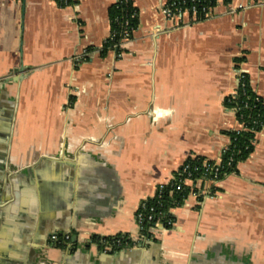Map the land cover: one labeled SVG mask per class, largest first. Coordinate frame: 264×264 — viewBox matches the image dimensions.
<instances>
[{
	"label": "crops",
	"instance_id": "0c3cea01",
	"mask_svg": "<svg viewBox=\"0 0 264 264\" xmlns=\"http://www.w3.org/2000/svg\"><path fill=\"white\" fill-rule=\"evenodd\" d=\"M116 1L0 0V264H264V128L169 228L148 240L136 220L189 157L221 159L243 126L225 104L240 71L264 100V0L180 23L170 0H133V37L102 56ZM118 234L138 246L93 239Z\"/></svg>",
	"mask_w": 264,
	"mask_h": 264
},
{
	"label": "trees",
	"instance_id": "16d2710c",
	"mask_svg": "<svg viewBox=\"0 0 264 264\" xmlns=\"http://www.w3.org/2000/svg\"><path fill=\"white\" fill-rule=\"evenodd\" d=\"M219 1L229 3L231 0H200L197 1L198 18H204L203 6H216ZM56 2L64 7L74 3V0H56ZM192 5V1L188 0L187 7ZM109 17L111 22V34L104 42L100 54L106 56L110 50H115L118 55L123 52L121 47L123 38L131 39L134 31L139 23V11L134 5L133 0H117L109 8ZM244 77L239 79L237 92L226 98L225 104L227 107L236 110V118L243 125L239 130H233L229 133L230 144L223 151L221 156V163L217 178L223 179L225 176L238 172V164L246 160L254 149L255 135L258 131L264 128V100L258 95L250 85L247 73L243 72ZM216 160L205 158L204 156L189 157L181 168L175 173L171 183L162 188V197L159 196L148 198V207L144 209L145 215L149 212L150 207L155 208L156 214L163 213V219L173 220V214L170 208L176 205H181L189 195V186L177 188V184L183 178L180 172L183 170L185 164L189 165V171L192 172L193 181L197 179H204L214 175L211 168L206 169L204 162L209 163L210 167ZM187 175V174H186ZM152 221L144 218L141 223V235L145 239H152L153 235L150 231ZM165 227L169 228L171 225L165 223ZM115 236H108L106 240L112 241ZM117 237H122L123 241L132 243L130 236L125 234H118ZM94 240L99 242L101 246V237L94 236ZM59 245H66L63 241ZM121 250V249H118ZM117 250V251H118Z\"/></svg>",
	"mask_w": 264,
	"mask_h": 264
},
{
	"label": "built area",
	"instance_id": "2783aa9c",
	"mask_svg": "<svg viewBox=\"0 0 264 264\" xmlns=\"http://www.w3.org/2000/svg\"><path fill=\"white\" fill-rule=\"evenodd\" d=\"M190 1H192V5L190 7H187L188 0H170L169 2H167L163 6L161 11L165 17L177 20L180 23L182 21V17L184 15V13H186V12H189V13L197 16L198 7H197L196 2L200 1V0H190ZM214 7L215 6H210V5L202 7V11H203V15H204L203 19H206V18H209L212 16V14H213L212 11H213ZM242 7H244V6L243 5L239 6V8H242ZM231 11H233V10L231 9ZM125 39H127V38H123V40H125ZM243 77H244L243 72L240 71L238 78L241 79ZM233 110L236 113V110L235 109H233ZM220 163H221V159H218L215 161V163L212 165V167H210L209 163L204 162V167H206L207 170H208V168H211V170L214 169V171L212 170L214 175L207 178L206 179L207 181H212V182L219 181V179L217 178V175H218ZM180 175L183 178L177 184V188H182L183 185L189 186V192H190L189 194L196 195L201 200L212 197L215 194L216 188L206 189V188H203L202 186H200L201 183L203 181H206V180L197 179L196 182L193 181L192 172L189 171V165L188 164L184 165L183 170L180 172ZM171 181L166 183V184L159 185L158 189L156 191V194L153 197L159 196V198H161L162 197V188L164 186L168 185L169 183H171ZM153 197H150V198H153ZM147 199H144L140 202V205H139L137 212H136V220H137V223L139 225L140 232H141V223H142L144 218L148 219L149 221H152V226L150 228V231L154 228L167 229V227L164 226L165 223L172 225L173 220L171 219V220H167L165 222V220L163 219V213L160 211L156 214L154 207H150L149 212L147 213V215H145L144 209H146L148 207ZM117 236L118 235H115V237L112 241L106 240V237H101V242L103 245V251L104 252H115L118 249H129V248H134V247L138 246V242H136V241H133L130 244L126 241H123L122 237H117ZM51 239L55 243H59V242L63 241L64 243L68 244V243L73 242L71 233L56 232V233L52 234Z\"/></svg>",
	"mask_w": 264,
	"mask_h": 264
}]
</instances>
